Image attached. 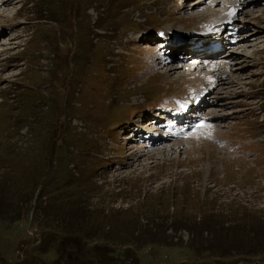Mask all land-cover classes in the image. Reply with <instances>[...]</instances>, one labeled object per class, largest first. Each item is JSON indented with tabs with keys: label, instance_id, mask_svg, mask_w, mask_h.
<instances>
[{
	"label": "rangeland",
	"instance_id": "rangeland-1",
	"mask_svg": "<svg viewBox=\"0 0 264 264\" xmlns=\"http://www.w3.org/2000/svg\"><path fill=\"white\" fill-rule=\"evenodd\" d=\"M5 5L0 264H264V0ZM218 21L240 27L215 49L246 58L235 83H203L205 62L218 60L198 53L213 48L200 39L170 44L171 58L160 61L159 36L174 43L216 31ZM251 28L256 35L240 47ZM166 98L164 109L157 103ZM228 100L240 111L220 109ZM177 101L193 107L186 119L203 111L206 126L185 141L194 148L167 154L161 140L151 151L160 155L145 153V126L161 125L162 135L165 121L180 124L163 113ZM155 106L163 120L138 124V140L125 138L121 128L139 120L130 117ZM123 251L126 258L110 254Z\"/></svg>",
	"mask_w": 264,
	"mask_h": 264
},
{
	"label": "bare ground",
	"instance_id": "bare-ground-1",
	"mask_svg": "<svg viewBox=\"0 0 264 264\" xmlns=\"http://www.w3.org/2000/svg\"><path fill=\"white\" fill-rule=\"evenodd\" d=\"M7 2V1H9V0H3L2 2H0V4H2V5H0V6H3V5H5V2ZM196 3V2H195ZM243 3V2H242ZM10 3H7L5 6H8ZM194 4V3H193ZM0 10H1V8H0ZM234 10V8H232L231 10L229 9L228 10V12L227 13H225V15H226V17L229 19V21H231V20H233L232 19V16H233V14H232V11ZM2 14V13H1ZM5 14V13H4ZM1 16V15H0ZM230 17V18H229ZM241 20L242 19H244V17L243 18H240ZM235 20V19H234ZM245 20V19H244ZM247 22V21H246ZM236 24V26H234L233 25V27L235 28L234 30H233V32H231V33H237L238 32V30L240 29V27H238L239 26V24H238V26H237V23H235ZM243 24V23H242ZM250 26H252V25H250ZM253 27V26H252ZM252 30H254V29H250L248 32H246L244 35H242L238 40L240 41V47H246L243 43V41H245L247 38L246 37H248L249 35H253V36H255L256 34H253V31ZM214 35H216V34H214ZM205 37V36H204ZM203 37V38H204ZM195 39H200V37H197V36H195V35H186L185 37H184V40L186 41V43H189V44H192V43H194V40ZM171 40H172V38L170 37L169 39H167L166 41H167V43H170L171 42ZM233 40V39H232ZM201 41V40H200ZM216 41H214L213 43H215ZM241 44H242V46H241ZM198 45H200V43H198ZM195 46V45H194ZM224 46V45H223ZM174 46H172V48H173ZM189 47V46H188ZM193 48V47H192ZM195 48V47H194ZM204 48H206V46H204ZM217 47H213L211 50H209V51H200V52H198V53H202V54H204L203 56H205L204 58H211L212 60L213 59H217L218 60V62H210V61H207V62H205L206 63V65H205V67L204 68H207V74H205V77H204V79H202L203 80V83H206L208 80V86H213L216 82H215V80H212V77H218V81H220V83L223 85V84H225V85H231V84H233V83H235L236 82V80L238 79L237 77H235V76H232L233 74H236V75H238L239 73H241V72H243L244 71V69H245V67L244 66H242L243 64H245V62L247 61L246 60V58L245 57H241V55H237V54H235V51H231V50H226V49H224L223 51L221 50L219 53H217V52H215V49H216ZM185 49H187L188 50V48L187 47H185ZM190 49V48H189ZM214 49V52L213 53H211L212 52V50ZM172 50V49H171ZM170 50V51H171ZM190 54L193 56L194 54V56H196L197 55V53L194 51V52H192V51H190ZM216 60V61H217ZM195 61H193V63H194ZM196 64H193L192 66H191V68H192V70H196L197 68L196 67H194ZM183 67V66H182ZM179 67L178 66H176L175 68H174V70H176V69H178ZM217 68H218V71L220 70V68L221 69H223V71H221V72H218V74L216 75V74H212V73H210V72H212V71H216L217 70ZM189 70V69H188ZM192 70H190V72H192ZM226 71L228 72V74H227V76L225 77H223V75H221V74H224V73H226ZM191 74V73H190ZM190 74H189V76H190ZM168 75V74H167ZM182 75V74H181ZM153 76V75H152ZM152 76L150 77V79H152ZM216 79V78H215ZM229 83V84H228ZM200 85H201V83H200ZM217 85H219L218 83H217ZM202 86V85H201ZM223 87H225L224 85H223ZM199 90V89H198ZM213 96V95H212ZM213 98V97H212ZM198 99V98H197ZM216 99V100H215ZM209 101V100H208ZM214 101H216V103H217V101H218V99L217 98H213V100L211 101V102H214ZM225 101V100H224ZM202 102V101H201ZM207 103V102H206ZM232 103H234L233 101H229L228 100V102H227V104H226V106H224V105H222V104H219L220 105V109H227V114L228 113H231V112H235V111H240V109L236 106V104L234 105V104H232ZM203 105L204 104H201V105H196V108H197V106H200L199 108H200V110H202V108H203ZM192 106V105H191ZM173 107H175L176 108V105L175 106H173ZM199 108H198V110H199ZM177 109V108H176ZM192 109H193V107H191V110L190 111H192ZM212 110H214V108L212 109ZM231 110H233V111H231ZM189 111V112H190ZM189 112L187 113V114H184V118H187L188 117V114H189ZM198 112H200V111H195V113H198ZM177 113L178 114H182V113H184L183 111H179V110H177ZM176 112H174V114H177ZM170 114H172V113H170ZM194 114V112L191 114V116ZM162 116V115H161ZM190 116V115H189ZM160 117V116H159ZM163 117V116H162ZM168 118V117H167ZM165 119V118H164ZM161 120H163V119H160V120H158V121H161ZM168 121V120H167ZM153 124H157L156 122H152ZM129 124H136V123H134V122H130V123H128V125ZM166 125H168L169 127H173V124L171 123V122H168V124H166ZM206 126V124L203 126V127H205ZM127 127V126H126ZM154 125H152V126H150V127H148V126H145V128H144V132L140 135V136H145V137H147L146 138V140H147V142H144V141H142V144L141 145H138L139 146V148L140 147H144V148H148V150L145 152V153H149V155H160V153H154V154H152L151 153V151H153V150H155V149H159V148H156L155 146H158V144L159 145H161L159 142L162 140V141H164V143H162V144H167L166 146H163V147H165V148H167V150H165L164 152H167V151H169V147H171L172 149H173V152H177V151H179V148L180 147H182L181 149H183L184 147L183 146H189L190 145V147H192V144L193 143H187V142H185V141H188V140H190L191 139V137H193L194 135H196L198 132H199V130H197V131H195L194 133H191L189 136H187L186 137V139H184V138H181V141H183L182 143H181V141H176L174 144H172V143H170L169 141H171L170 140V138H173L174 136H172V132L171 131H166V133H164V134H160V130H162L161 129V125H159L158 127L156 126L155 128L156 129H154ZM125 128V127H124ZM153 131H156V133H154ZM158 131H160V132H158ZM158 132V133H157ZM163 132V131H162ZM156 136V137H155ZM209 136H210V134H209V132H208V134H207V138L206 139H208L209 138ZM158 137L160 138V139H158ZM163 137H166V138H163ZM140 139V138H139ZM197 139V138H196ZM205 138H203V140H204ZM195 140V139H194ZM198 141H201L200 139H198ZM144 142V143H143ZM185 142V143H184ZM189 142V141H188ZM193 142V141H192ZM204 142V141H203ZM152 145H151V144ZM170 143V144H169ZM180 143V144H179ZM195 143H196V141H195ZM149 144L151 145L150 147H149ZM200 144V143H199ZM209 145V146H211V143L209 144V143H207V142H205V145ZM183 145V146H182ZM195 146V145H194ZM192 148H194V147H192ZM132 150V149H131ZM192 150V149H191ZM136 151H138V148L137 149H134V150H132V151H130L129 153L131 154V155H133V156H136V154H135V152ZM140 151V150H139ZM158 151H160V150H158ZM162 151V150H161ZM188 151H190L189 149H188ZM142 152V151H141ZM155 152V151H154ZM163 151H162V153H164ZM202 152V151H201ZM208 152V151H207ZM140 153V152H139ZM144 153V155H146ZM169 152H167V154H168ZM187 153H189V152H187ZM139 155V154H138ZM143 155V154H142ZM141 155V156H142ZM152 157V156H151ZM188 162V161H187Z\"/></svg>",
	"mask_w": 264,
	"mask_h": 264
},
{
	"label": "water",
	"instance_id": "water-1",
	"mask_svg": "<svg viewBox=\"0 0 264 264\" xmlns=\"http://www.w3.org/2000/svg\"><path fill=\"white\" fill-rule=\"evenodd\" d=\"M110 254L115 257L126 258L129 253L123 251V252H111Z\"/></svg>",
	"mask_w": 264,
	"mask_h": 264
}]
</instances>
